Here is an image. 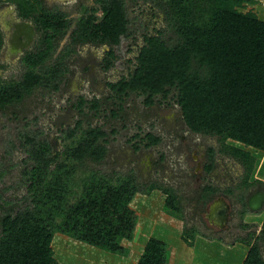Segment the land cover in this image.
I'll return each mask as SVG.
<instances>
[{"label":"trees","instance_id":"trees-1","mask_svg":"<svg viewBox=\"0 0 264 264\" xmlns=\"http://www.w3.org/2000/svg\"><path fill=\"white\" fill-rule=\"evenodd\" d=\"M94 2L78 20L72 43L107 44L110 49L105 63L110 67L116 58L115 47L129 32L126 1ZM157 2L177 37L176 42H168L161 32L145 35L133 73L110 84L112 96L124 101V95L130 92L143 93L146 103L151 105L157 95L167 97L175 91L189 128L219 135L223 143L221 151L246 168L242 186L254 185L250 177L255 158L225 142L231 138L264 151V20L255 10H242L256 0ZM22 3L18 2L21 15L33 17L42 35L36 51L24 58L26 70L22 79L0 80L2 110L19 104L39 86L58 88L65 67L61 57L58 63L48 61L55 43L71 27V21L60 10L33 7L30 0ZM72 43L67 46L69 52L74 51ZM85 101L82 98L76 104L80 111ZM91 102L93 109L99 107L98 101ZM113 114H117L115 110ZM81 125L79 120L76 126L62 131L67 142L61 152H55L50 142L38 134L27 131L22 134L28 153L22 172L26 194L20 201L6 198L0 192V264H60L52 246L57 218L81 233L100 234L117 194L115 182L120 183L121 176L89 169V163H99L106 157L107 133L99 126ZM145 139L149 145L159 142L151 133ZM209 153L212 163L205 166L207 173L214 167V149L210 148ZM82 166L86 171L82 168L80 176ZM142 187L146 194L160 189L166 195V206L184 214L183 198L174 187L157 182ZM219 190L206 184L200 200L207 203ZM199 235L202 232L198 226L183 228L182 239L190 247L195 246ZM239 241L249 247L243 264H264V220L258 234L252 232ZM137 264H167L166 255L146 249Z\"/></svg>","mask_w":264,"mask_h":264},{"label":"rangeland","instance_id":"rangeland-1","mask_svg":"<svg viewBox=\"0 0 264 264\" xmlns=\"http://www.w3.org/2000/svg\"><path fill=\"white\" fill-rule=\"evenodd\" d=\"M8 1L16 2L19 16L23 17L18 2L27 0ZM36 1L30 0V4L37 6ZM45 1L47 8L64 11L72 24L65 36L55 43L48 61L58 63L61 57L65 64L64 78L58 80V88L39 86L19 104L0 109V192L6 198L20 201L26 194L22 186V172L28 158L22 138L25 131L48 139L54 151L61 152L67 142L62 131L76 126L80 120L85 128L99 126L107 133V155L99 163H89V169L118 174L121 181L115 182L117 194L98 236L76 231L64 225L62 219H56L52 246L60 264H137L146 249L165 253L167 264H242L248 250L244 243L241 246L236 243L252 232L258 234L264 220V203L256 210L249 205L251 196L264 189V151L226 139L225 145L246 151L256 160L250 177L254 185L242 186L245 166L221 151L223 143L219 135L189 128L176 102L175 91L167 97L157 95L151 106L146 103L145 94L130 93L120 108L107 85L127 78L133 71L145 35L161 32L165 40L176 42L177 37L158 0H125L129 32L115 47L116 58L108 71L101 65L110 49L108 45L74 46L72 43L71 32L76 21L85 8L94 6V0ZM5 10L7 7L0 11L3 28ZM242 10H255L264 20V0L247 4ZM70 43L75 53L68 51ZM3 49L0 46V80H21L26 70L23 60L19 59L21 53L17 50L14 56H9ZM81 97L99 100V109H93L85 101L80 111L76 104ZM113 110L117 114H113ZM148 132L159 136L160 143L145 147L140 140L146 142ZM136 143L142 144L138 151L133 147ZM209 147L216 150V164L211 173L203 168ZM160 156L166 163L155 173L154 164ZM82 168L84 166L79 169L80 176L84 172ZM131 169L136 171L131 172ZM157 180L179 192L184 216L166 206V195L160 189L149 194L142 191V185ZM206 184L215 185L220 191L204 204L200 194ZM228 188L232 191L225 190ZM220 198L228 207L222 222L210 218L212 206ZM185 225L198 226L202 232L193 247L182 239ZM262 251L264 255V245Z\"/></svg>","mask_w":264,"mask_h":264},{"label":"flooded vegetation","instance_id":"flooded-vegetation-1","mask_svg":"<svg viewBox=\"0 0 264 264\" xmlns=\"http://www.w3.org/2000/svg\"><path fill=\"white\" fill-rule=\"evenodd\" d=\"M37 2V6L36 7H46L45 6V3H46V1L45 0H38V1H36ZM16 2L14 1H3V0H0V11H2L5 7H7V10H5L4 12H3V20H4V24H5V27L3 28V27H1L0 26V46L2 47H4V52H6L9 56H14L13 54L14 53H17V50H19L18 51V53L20 52L21 53V57L19 58L20 60H23L22 61V63H23V65H24V67L26 66L25 65V60H24V58H25V56H26V54H28V53H30V52H33V51H36V47H37V45H38V41H39V39H40V37H41V35H42V33H41V30L39 29V26L36 24V22H35V20H34V18L33 17H21V16H19V13L20 12H18V6L15 4ZM95 3V2H94ZM33 5V6H34ZM12 6H14V7H16V9L15 8H13L12 9ZM10 8V11L8 10ZM47 8V7H46ZM49 9V8H48ZM89 9V8H88ZM50 10V9H49ZM51 10H53V9H51ZM56 10V9H55ZM57 10H60V9H57ZM56 10V11H57ZM86 8H85V10H84V12L82 13V15L78 18V20L85 14V12H86ZM60 11H62V10H60ZM64 14H66L64 11H62ZM66 18L68 19V20H70L69 18H68V16H67V14H66ZM78 20L76 21V24H77V22H78ZM21 22H27V24H24V25H22V24H20ZM76 24H75V26H74V28L72 29V34H73V30L75 29V27H76ZM71 26H72V24H71ZM3 32V33H2ZM3 34H4V36H3ZM6 41V42H5ZM69 43V42H68ZM71 44V43H70ZM70 44H67V45H70ZM93 45V46H106L107 44H96V43H85V44H79V45H81V46H83V45ZM66 45V46H67ZM69 48H74V47H69ZM75 51H76V49L74 48V51H72V53H75ZM109 51V50H108ZM107 52V51H106ZM71 53V52H70ZM4 54V53H3ZM106 53H105V58H103V60H102V67L104 66V70L105 71H108L109 69H111V67H107V64L105 63V59H106ZM11 58V57H10ZM26 68V67H25ZM24 68V69H25ZM135 69V68H134ZM134 69H133V71H134ZM133 71H131L130 72V74L127 76V78H129L130 77V75L133 73ZM64 77L62 76L61 77V80L63 79ZM10 81H12V80H5L4 82H10ZM118 82V81H117ZM117 82H108L107 83V85H108V87L110 88V84H114V83H117ZM59 83V82H58ZM59 85H60V83H59ZM110 90H111V92H112V94L114 93L113 91H112V89L110 88ZM130 93H134V92H130ZM130 93L128 94V95H124V97H123V99H125L127 96H129L130 95ZM83 97H81L80 99H82ZM115 98V97H114ZM85 99V98H84ZM116 99V103L117 104H119V107L121 108V105H122V101H119L118 100V98H115ZM86 100V102H88L89 104H90V107H92V105H91V101H98V104H99V100H96L95 98H93V99H91V100H87V99H85ZM110 100H111V98H110ZM155 103V102H154ZM153 103V104H154ZM78 104V103H77ZM152 105V104H151ZM150 105V106H151ZM10 107V106H9ZM99 107H100V104H99ZM99 107L96 109V110H98L99 109ZM116 113H117V111H116ZM148 133H151L154 137H157V136H155L152 132H148ZM147 135V133L145 134V136ZM157 138H159V142H156V143H153V144H151V145H149L147 142H148V139H146V142H144V140L142 139V140H140V142H142L143 143V145L145 146V147H147V148H150V147H152V146H154V145H157V144H159L160 143V141H161V138L158 136ZM42 139H46V138H42ZM46 140H48V139H46ZM49 141V140H48ZM50 142V144L52 145V142L51 141H49ZM140 145H142V144H139V143H136V144H133V147H134V149H135V151H138L139 150V148H140ZM210 148H213V147H209L208 148V150H207V154H206V156H207V161H205L204 162V165H203V168H205V166L207 165V164H210V163H212V157H211V153H209V151H210ZM214 149V153H215V156H216V150H215V148H213ZM214 156V157H215ZM164 157L163 156H160L157 160H156V162H155V169H154V171H155V173L156 172H158V171H161V167H162V165L164 164V163H166V162H164ZM213 163H214V165L216 164V161H215V159H214V161H213ZM165 167V166H164ZM164 167H163V170H164ZM215 168V166L213 167V169ZM213 169L211 170V172H213ZM132 171L131 172H134V171H136V169L135 170H133V169H131ZM205 171L207 172V170L205 169ZM210 172V173H211ZM128 173H130V172H128ZM135 173H137L138 175H139V173L138 172H135ZM141 173V172H140ZM150 182H152V181H150ZM150 182L149 183H147L146 185H148V184H150ZM153 182H157V183H159V184H161V185H166V186H170V185H168V183H163V182H161V181H159V180H157V181H153ZM215 186V185H214ZM173 187V186H172ZM175 188V187H174ZM220 189V188H219ZM225 190H228V191H230V189L228 188V189H225ZM220 191V190H219ZM214 195H216V194H214ZM223 202V203H222ZM220 203V205H218ZM219 206V207H218ZM213 207H218V208H220V207H223L222 209H221V211H220V214H222L223 215V213L225 214L226 213V211H225V209L226 208H228L227 206H226V203H225V200L224 199H222V198H220V199H218L216 202H215V204L212 206V212H213ZM211 214H213V213H211ZM226 216V215H225ZM216 218V217H215ZM216 220L217 221H219L217 218H216Z\"/></svg>","mask_w":264,"mask_h":264},{"label":"water","instance_id":"water-1","mask_svg":"<svg viewBox=\"0 0 264 264\" xmlns=\"http://www.w3.org/2000/svg\"><path fill=\"white\" fill-rule=\"evenodd\" d=\"M20 24L24 25V24H27V22H21ZM263 203H264V189L262 191L255 192L251 196L250 204L249 205H250V207L252 209H255L256 210V209L261 208V206L263 205ZM218 207H217V210H218ZM220 211H221V209H219V211L216 213L217 215L214 214V216L216 215L217 218H218V220L222 222L225 217H224V215L220 214ZM211 213H213V212L211 211ZM211 213H210V218L216 220V218L212 217V214Z\"/></svg>","mask_w":264,"mask_h":264},{"label":"crops","instance_id":"crops-1","mask_svg":"<svg viewBox=\"0 0 264 264\" xmlns=\"http://www.w3.org/2000/svg\"><path fill=\"white\" fill-rule=\"evenodd\" d=\"M236 244L241 246L243 243H241V242H237ZM243 246L245 247V249H247V250L249 251V247H248L246 244H243ZM246 252H247V251H246ZM247 253H248V252H247ZM247 253H245V256H244L245 258H246V256H247ZM245 258H243V262H244ZM242 264H243V263H242Z\"/></svg>","mask_w":264,"mask_h":264},{"label":"bare ground","instance_id":"bare-ground-1","mask_svg":"<svg viewBox=\"0 0 264 264\" xmlns=\"http://www.w3.org/2000/svg\"><path fill=\"white\" fill-rule=\"evenodd\" d=\"M222 203H223V202H222ZM218 205H220V203H219ZM222 208H223V207H220V208H218V210H217V207H216V208L213 207V214H212V217H214V218L216 217V218H217V216H216L217 214H216V213L219 211V209H222ZM214 214H216V215L214 216ZM217 219H218V218H217Z\"/></svg>","mask_w":264,"mask_h":264}]
</instances>
